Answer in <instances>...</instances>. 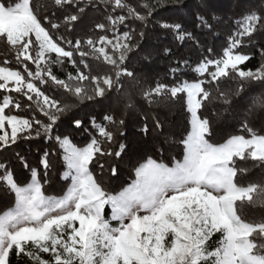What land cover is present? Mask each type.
Instances as JSON below:
<instances>
[{
    "label": "snow or ice",
    "instance_id": "1",
    "mask_svg": "<svg viewBox=\"0 0 264 264\" xmlns=\"http://www.w3.org/2000/svg\"><path fill=\"white\" fill-rule=\"evenodd\" d=\"M179 2L141 0L138 7L142 10H138L127 0H52L56 10L67 13L62 18L66 31L81 21L88 8L103 6L105 22H96L92 34L66 39L54 38L53 30L62 24L40 15L34 0H0V44L11 51L15 64L22 68L7 66V60L0 66V151L20 140L41 136L54 140L63 150V177L71 181L62 195L45 194L51 167L47 151L37 166L16 153L30 174L24 184L17 182L9 164L0 163V190L13 198V203L0 211V264H12V257L27 264H264V218L246 219L240 212L245 206L264 209V182L245 185L236 179L248 172L238 166L240 161H250L252 167L264 171V134L253 126L257 119L264 122V93L254 97L251 104L243 95L254 83L264 87V64L255 70L242 67L251 56L240 50L256 33L264 34V10L249 9L234 21L222 54L213 55L212 48L206 49L208 55H202L192 69L200 79H178L177 74L190 66L187 59H178L177 66L170 68L173 84L157 81L148 85L128 69L127 61L141 48L144 28L153 13L168 3ZM69 8L75 11L69 12ZM129 20L139 22V30L124 31L122 26L127 28ZM195 21L209 34H218L216 28L222 23L209 0H202V11L195 13ZM160 27L180 43L192 41L194 47L202 48L200 40L182 24L162 21ZM163 52L168 54L170 49ZM153 54L152 50L145 51L143 59L150 62ZM92 60L110 66L109 71L93 74ZM66 63L74 73L68 72L62 79L53 66ZM229 81L236 82L234 88L221 87ZM126 82L137 88V93L125 88ZM38 84L55 85L74 97L75 103L46 94ZM112 92L122 96L126 110L135 109L137 94L150 105L183 101L190 123L189 133L180 141L182 159L173 157L170 167L147 157L133 165L130 183L116 193L98 182L90 165L96 161L102 170L105 163L101 158H119L124 152V144L115 152L110 147L122 133V117L111 111L99 123L91 117L97 135L83 147L72 144L67 136L54 134L61 116L76 103L107 102ZM18 97L26 102L22 105ZM234 97L241 100L234 104ZM205 102L223 105L220 115L231 112L239 133L222 143H211L212 124L201 114ZM22 109L38 112L46 119L22 115ZM144 120L141 131L147 135L148 117ZM73 124L84 128L82 120ZM153 125L162 130L161 121L154 120ZM109 171L118 175L116 166H110ZM106 205L116 226L105 219Z\"/></svg>",
    "mask_w": 264,
    "mask_h": 264
},
{
    "label": "trees",
    "instance_id": "2",
    "mask_svg": "<svg viewBox=\"0 0 264 264\" xmlns=\"http://www.w3.org/2000/svg\"><path fill=\"white\" fill-rule=\"evenodd\" d=\"M9 2V0H6ZM14 2V0H13ZM134 7H138L141 0H127ZM154 3L155 0H152ZM36 11L42 15L53 19L57 23L62 24L63 13L55 9L52 5V0H34ZM210 6L217 16L221 18L222 23L216 28L218 34H209L206 29H201L196 26L195 13L202 11V0H180L178 4L168 3L164 7L157 9L153 13L148 26L144 28L146 37L141 43V48L130 54L127 61V67L130 71H134L144 83L154 85L157 81L165 84H173L175 81L170 73V68L176 67V60L187 59L189 67L177 74V78H183L189 81H195L200 77L192 70L195 63L202 58V55H208L207 48L213 49V55L222 54L225 46L226 37L229 28H234V21L247 10H264V0H209ZM138 10H142L139 9ZM75 8H69V12H74ZM55 16L53 17V13ZM105 12L103 6L90 7L86 14L81 17V21L72 26L70 31H66L63 24L59 30H53L54 38L56 36H64L66 39L79 38L80 36L92 34L91 29L96 22L104 21ZM228 17H232V21H228ZM166 21L169 23H180L186 29L194 33L197 39L200 40L202 48H196L192 41L180 43L173 34L160 27V22ZM124 31L129 28H137L139 30V22L129 20L128 27H123ZM67 48L66 44H62ZM164 48H169L170 52L165 54ZM264 48V34L256 33L254 39L249 44L241 45L240 50L251 56V59L242 67L255 70L261 64H264V55L261 54V49ZM152 50L153 56L151 61H145L143 54L145 51ZM8 61L9 67H15L21 70L15 64L14 56L11 51L3 44H0V66H4V61ZM34 68V65L32 66ZM90 70L93 74H103L109 71V66L100 61H90ZM54 73L60 78H66L68 72H73L71 64H65L60 70L56 65L53 66ZM85 71H88L85 69ZM235 81H229L221 87H235ZM42 91L46 94L56 97L63 102L75 103L74 97L64 92L62 89L52 84L39 85ZM125 88H129L133 93H137V88L131 86L130 83H125ZM264 93V87L258 83L249 86L243 94L248 97V104H251L252 99ZM0 90V95H2ZM13 96L18 94L13 93ZM19 98V97H18ZM21 99L22 105L26 102L25 98ZM241 97H234L233 103L237 104ZM135 109H125L122 96L115 92L109 93L107 102L101 100L85 101L76 103V106L71 108L66 114L62 115L54 129L55 135L67 136L77 147H83L90 142L92 136L97 135L91 127L90 119L95 117L97 122L102 121L103 115L111 111L117 118L124 119L122 133L117 135L116 142L110 147L112 151L119 150V145L124 144L125 149L119 158L104 157L101 162L105 163V167L101 170L96 161L90 165V169L96 176L98 182L103 187L112 193L120 191L130 183L132 177L133 165L142 163L147 157L156 159L158 162H163L172 166L173 157L182 159L183 145L180 141L187 136L190 131L189 114L183 101H161L159 103L148 104L138 94L135 95ZM206 107L201 110V114L207 117L212 124V135L208 137L211 143H222L229 135L239 133V124L237 120L232 118L231 112H223L224 106L220 103H207ZM22 115H35L38 119L44 120L42 114L32 112L31 110L22 109ZM144 116L148 117L149 133L145 135L141 128L145 123ZM79 119L84 121V128H76L73 121ZM154 120H159L162 123V130H156L153 125ZM258 133L264 134V122L259 119L253 122ZM47 151L50 153L49 161L51 164L47 174V183H45V194L60 196L70 185V180H65L63 173L66 171V166L63 160V150L54 140H47L43 136L39 138L20 140L17 144L0 151V163H7L12 168L15 178L18 183L24 184L29 179V172L24 169L17 157L19 152L23 155L32 166H37L40 157ZM110 166L118 168V175L113 176L110 171ZM239 167L247 168L248 172L238 174L237 181L241 184L250 182H264V171L260 168L252 167L250 161H240ZM43 173V169L41 168ZM13 203V198L6 195L0 190V211H3L6 206ZM239 203V202H238ZM241 215L250 220H259L264 218V209L259 206H245L241 210ZM105 216H110V209L105 210ZM114 226L117 222L112 223ZM219 234L213 237V241L217 239ZM209 243H212L210 241ZM12 264H27L24 260H17L12 257Z\"/></svg>",
    "mask_w": 264,
    "mask_h": 264
},
{
    "label": "rangeland",
    "instance_id": "3",
    "mask_svg": "<svg viewBox=\"0 0 264 264\" xmlns=\"http://www.w3.org/2000/svg\"><path fill=\"white\" fill-rule=\"evenodd\" d=\"M56 66L61 70L63 65H59V64H57ZM107 66H108V65H107ZM109 67H110V66H109ZM8 131H10V129H8ZM70 140H71V139H70ZM71 142H72V144H74V142H73L72 140H71ZM74 145H75V144H74ZM75 146H76V145H75ZM170 167H171V166H170ZM107 208L110 209V216H109V217H106V216H105V210H106ZM111 215H112L111 208H110V206H107V205H106V206H105V209H104V216H105V219L110 220V221H111V224L114 223V222H117V221H112V220H111ZM112 225H113V224H112ZM113 226H114V225H113ZM44 255H45V257H47V254H44Z\"/></svg>",
    "mask_w": 264,
    "mask_h": 264
}]
</instances>
